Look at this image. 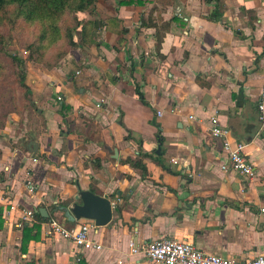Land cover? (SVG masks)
<instances>
[{
	"label": "crops",
	"instance_id": "0c3cea01",
	"mask_svg": "<svg viewBox=\"0 0 264 264\" xmlns=\"http://www.w3.org/2000/svg\"><path fill=\"white\" fill-rule=\"evenodd\" d=\"M143 1L97 0L86 17L98 22L93 45L53 69L27 64L31 107L0 129V212L16 208L2 217L0 264H153L130 255L128 242L158 239L241 264L264 257V0ZM214 116L231 147L245 144L254 178L221 170ZM128 159L141 160L147 176ZM78 189L111 202L110 223L90 232L102 250L49 235L48 221L21 253L24 209H45L69 230L90 222L52 210Z\"/></svg>",
	"mask_w": 264,
	"mask_h": 264
},
{
	"label": "trees",
	"instance_id": "16d2710c",
	"mask_svg": "<svg viewBox=\"0 0 264 264\" xmlns=\"http://www.w3.org/2000/svg\"><path fill=\"white\" fill-rule=\"evenodd\" d=\"M97 0H0V30L7 28L9 33L17 32L24 28L33 29L30 39L24 43V51L27 53L24 60L7 55L5 51V37L0 31V79L5 76L6 68L1 56H8L16 68V84L7 91V97L13 101V93L21 94V109L31 107L29 88L25 83L26 64L42 65L47 69H53L59 65L64 57L76 48L89 47L95 43V30L98 22L93 19L79 20V13H93ZM118 6H142L143 0H115ZM78 33V39L75 38ZM15 91V92H13ZM137 96L142 99L141 92L136 89ZM16 95V94H15ZM4 96V98L6 97ZM17 104V103H16ZM16 107V106H15ZM65 106H63V109ZM66 109V108H65ZM2 124L0 123V128ZM157 139L162 140L160 130L157 128ZM156 162L163 164L156 159ZM134 169L141 172L142 177L147 176V170L141 160H125ZM67 203H62L66 206ZM57 206H53L55 210ZM118 213V208L115 209ZM35 222L33 227H23L20 252L26 253L29 241L35 242L39 238L41 223L54 219L53 215L44 218L39 211H35ZM3 218L0 214V229ZM21 264H33L23 262ZM77 264H86L80 259Z\"/></svg>",
	"mask_w": 264,
	"mask_h": 264
},
{
	"label": "built area",
	"instance_id": "2783aa9c",
	"mask_svg": "<svg viewBox=\"0 0 264 264\" xmlns=\"http://www.w3.org/2000/svg\"><path fill=\"white\" fill-rule=\"evenodd\" d=\"M257 111L259 120L264 124V85L262 86L257 100ZM159 116L161 114H158ZM210 136L214 139L223 140V151L226 154V162L221 165L223 172L233 171L243 177L252 179L255 176V169L244 154L245 144L238 143L231 147L226 140L228 131L221 126L218 117L209 119ZM173 163H177L173 161ZM30 194L35 193L32 184L26 185ZM114 205V203H113ZM16 209L14 206L10 210L1 211L2 217ZM264 212V209H262ZM21 217L17 223L19 229L25 225L35 222V212L32 210L20 211ZM95 228L92 222H85L78 229L69 230L65 228L57 219H51L48 223V234L57 236L63 240L70 241L83 251H100L102 245L90 238L91 229ZM130 255H143L153 264H241L235 258H224L217 255H209L198 250L193 244L187 241H177L171 239H158L150 241L142 246H137L134 241L128 242ZM79 259H77V262ZM246 264H264V257L258 256Z\"/></svg>",
	"mask_w": 264,
	"mask_h": 264
},
{
	"label": "rangeland",
	"instance_id": "374dc122",
	"mask_svg": "<svg viewBox=\"0 0 264 264\" xmlns=\"http://www.w3.org/2000/svg\"><path fill=\"white\" fill-rule=\"evenodd\" d=\"M87 15H92V13H79L77 14V19L81 21L87 20ZM0 31L5 37V51L7 55L16 56L24 60L27 55V53L24 51V43L27 39H30V33L33 31V29L24 28L22 30H17V32H13L12 34L9 33V30L7 28H2ZM78 37V33H75V38L78 39ZM1 58L5 65L6 72L5 76L0 79V123L2 124V127L0 129L4 127L10 114H17L19 116L23 115L21 105L19 104L21 100V94H18L17 92L13 93V101H10V99L6 96L8 90L15 86L17 87V70L11 63L8 56L2 55ZM4 96L6 97L4 98Z\"/></svg>",
	"mask_w": 264,
	"mask_h": 264
},
{
	"label": "water",
	"instance_id": "95a60500",
	"mask_svg": "<svg viewBox=\"0 0 264 264\" xmlns=\"http://www.w3.org/2000/svg\"><path fill=\"white\" fill-rule=\"evenodd\" d=\"M37 149V143H28V150L32 155L36 154ZM116 156L117 152L114 151V157L116 158ZM38 211L42 217H48L45 209H39ZM54 212H60L66 221L70 223L86 220L92 222L94 227L106 226L112 219V208L109 199L81 189H78L73 203L59 206L55 208Z\"/></svg>",
	"mask_w": 264,
	"mask_h": 264
}]
</instances>
